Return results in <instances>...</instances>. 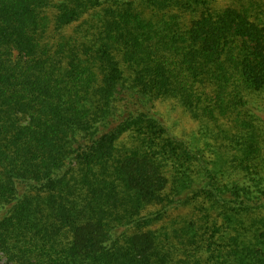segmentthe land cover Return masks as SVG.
Wrapping results in <instances>:
<instances>
[{
	"label": "trees",
	"instance_id": "obj_1",
	"mask_svg": "<svg viewBox=\"0 0 264 264\" xmlns=\"http://www.w3.org/2000/svg\"><path fill=\"white\" fill-rule=\"evenodd\" d=\"M0 264H264V0H0Z\"/></svg>",
	"mask_w": 264,
	"mask_h": 264
},
{
	"label": "rangeland",
	"instance_id": "obj_2",
	"mask_svg": "<svg viewBox=\"0 0 264 264\" xmlns=\"http://www.w3.org/2000/svg\"><path fill=\"white\" fill-rule=\"evenodd\" d=\"M4 261H5V259H4L3 255H2V253L0 252V262L3 263Z\"/></svg>",
	"mask_w": 264,
	"mask_h": 264
}]
</instances>
